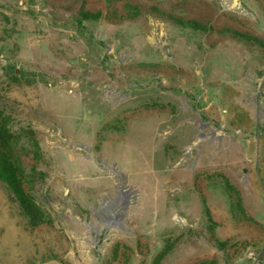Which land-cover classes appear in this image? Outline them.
<instances>
[{
	"label": "rangeland",
	"instance_id": "374dc122",
	"mask_svg": "<svg viewBox=\"0 0 264 264\" xmlns=\"http://www.w3.org/2000/svg\"><path fill=\"white\" fill-rule=\"evenodd\" d=\"M0 84L47 166L0 264H264V0H0Z\"/></svg>",
	"mask_w": 264,
	"mask_h": 264
},
{
	"label": "trees",
	"instance_id": "16d2710c",
	"mask_svg": "<svg viewBox=\"0 0 264 264\" xmlns=\"http://www.w3.org/2000/svg\"><path fill=\"white\" fill-rule=\"evenodd\" d=\"M126 10V13L119 14L113 13L111 9L105 12L81 8L78 15L84 20L93 21L129 20L134 14L136 16L141 12L139 7L126 6ZM167 16L179 26H188L203 33L216 30L210 24L198 23L192 19L185 20L173 14ZM220 32L231 34L250 45L261 43L255 37L230 27H225ZM44 146V138L31 123L16 114L10 100L3 95L0 84V180L7 186L11 201L18 204L31 227L44 222L43 213L37 203V194L47 177Z\"/></svg>",
	"mask_w": 264,
	"mask_h": 264
}]
</instances>
